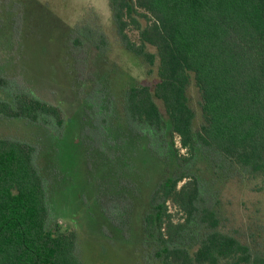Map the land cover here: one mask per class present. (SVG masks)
I'll list each match as a JSON object with an SVG mask.
<instances>
[{
  "label": "trees",
  "instance_id": "trees-1",
  "mask_svg": "<svg viewBox=\"0 0 264 264\" xmlns=\"http://www.w3.org/2000/svg\"><path fill=\"white\" fill-rule=\"evenodd\" d=\"M109 3L125 49L148 66L157 60L151 85L125 91L123 142L127 179L138 162L157 170L149 192L127 190L125 196L129 206L145 200L142 230L154 237L160 264H264V251L219 228L197 178L201 162L213 168L223 161L259 178L264 188V0ZM128 26L138 30L139 43L126 35ZM191 83L200 95L197 128ZM0 114L63 121L60 107L25 93L0 101ZM107 134L113 140L110 128ZM175 135L189 157L179 154ZM33 152L27 142L0 138V264H84L74 232L47 228L46 188ZM168 202L184 220L174 222Z\"/></svg>",
  "mask_w": 264,
  "mask_h": 264
},
{
  "label": "rangeland",
  "instance_id": "rangeland-1",
  "mask_svg": "<svg viewBox=\"0 0 264 264\" xmlns=\"http://www.w3.org/2000/svg\"><path fill=\"white\" fill-rule=\"evenodd\" d=\"M125 33L139 43L134 27ZM156 79V58L148 66L125 49L109 0H0V101L25 93L60 107L63 118L59 125L52 116L32 121L0 114V138L32 145L46 188L47 228L74 232L84 264H160L154 237L142 230L145 200L129 206L125 196L127 190L134 196L149 192L157 170L138 162L127 179L123 142L127 87ZM187 92L197 128L200 95L193 83ZM174 140L179 154L189 157L178 136ZM104 154L113 163L102 160ZM220 164L200 163L203 201L217 211L220 229L263 252V183ZM167 206L174 222L184 220L171 202Z\"/></svg>",
  "mask_w": 264,
  "mask_h": 264
}]
</instances>
